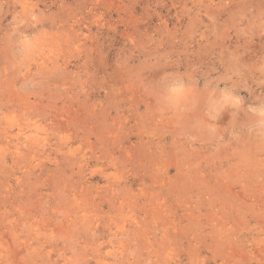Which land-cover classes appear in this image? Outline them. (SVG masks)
Listing matches in <instances>:
<instances>
[{
    "label": "rangeland",
    "instance_id": "obj_1",
    "mask_svg": "<svg viewBox=\"0 0 264 264\" xmlns=\"http://www.w3.org/2000/svg\"><path fill=\"white\" fill-rule=\"evenodd\" d=\"M0 264H264V0H0Z\"/></svg>",
    "mask_w": 264,
    "mask_h": 264
}]
</instances>
